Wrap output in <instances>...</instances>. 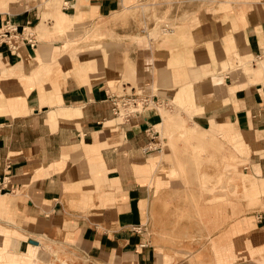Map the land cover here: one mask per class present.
Wrapping results in <instances>:
<instances>
[{
    "label": "crops",
    "instance_id": "1",
    "mask_svg": "<svg viewBox=\"0 0 264 264\" xmlns=\"http://www.w3.org/2000/svg\"><path fill=\"white\" fill-rule=\"evenodd\" d=\"M36 1L0 0V25L9 21L17 29L14 42L0 44V180L7 182L0 195V253L6 260L45 252L55 264H162L171 253L145 243L147 223L158 209L151 198L157 157L150 148V128L161 116L146 110L120 122L109 98V85L119 79H79L87 69L78 62L67 76L56 71L58 55L47 54L56 45L24 36L26 29L40 26L46 13ZM135 2L61 0V15L102 19ZM53 25L61 27L56 21ZM229 26L231 46L253 58V72L262 66L258 76L264 77V21L248 18ZM38 57L41 66H36ZM134 63L126 72H133ZM158 70L156 84L153 76L141 72L136 86L151 95L161 79L171 90L192 87L190 79H176L175 68ZM223 84L229 99L215 100L220 106L194 116V124L221 135L239 151L249 174L264 182V84L240 71L224 77ZM121 86L124 93L136 90L128 83ZM260 187L264 192V183ZM257 203L254 208L235 204L247 208L243 216L247 213L264 244V209H258L264 206V195ZM40 243L50 251L39 248ZM256 248L248 247V254H257Z\"/></svg>",
    "mask_w": 264,
    "mask_h": 264
},
{
    "label": "rangeland",
    "instance_id": "2",
    "mask_svg": "<svg viewBox=\"0 0 264 264\" xmlns=\"http://www.w3.org/2000/svg\"><path fill=\"white\" fill-rule=\"evenodd\" d=\"M36 2L43 13L48 12V19L42 29H26L24 36L56 45L47 53L58 55L56 71L67 76L73 62H78L87 69L79 79L117 78L119 82L109 85L112 93L146 96L152 103L138 105L136 112L152 110L161 116L159 124L150 128L154 137L150 148L156 149L157 157L151 170V198L158 209L147 223L145 243L160 253H171L162 264H264L261 234L247 213L243 216L247 208L235 204L256 207L264 195L260 187L264 182L249 174L239 151L221 135L194 124V116L220 104L215 100L229 99L224 84L217 89L213 85L223 83L224 77L240 71L264 84V77L252 70L253 58L231 46L229 38V24L246 23L248 18L264 21V0H136L107 18L90 21L61 15V0ZM58 19L61 27L54 28ZM67 25L73 27L66 29ZM243 53L242 63L239 56ZM133 60V72H126ZM41 65L42 61L36 62ZM160 66L175 68L176 79H190L192 87L171 90L160 78L151 95L136 86V75L141 72L153 76L156 84ZM123 83L131 84L135 92L124 93ZM132 112V105L122 107L116 118L121 122L137 116ZM237 214L240 218L234 220ZM258 243L262 245L256 248ZM250 246L256 248L254 256L252 251L248 254ZM42 247L50 251L47 244ZM41 253H28V264L54 263L49 253ZM21 259L4 260L13 264Z\"/></svg>",
    "mask_w": 264,
    "mask_h": 264
},
{
    "label": "built area",
    "instance_id": "3",
    "mask_svg": "<svg viewBox=\"0 0 264 264\" xmlns=\"http://www.w3.org/2000/svg\"><path fill=\"white\" fill-rule=\"evenodd\" d=\"M16 28L9 24V21L4 22L0 25V44H6L8 46L10 39L13 37V34H16ZM30 46L33 47L34 44L30 43ZM110 100L113 105V113L115 116H120L121 108L126 106H133V111L140 115V112H136L138 105L148 106L152 103V99H148L146 96H120L115 93L110 95ZM132 112V113H134ZM7 182L5 178L0 180V195L6 191Z\"/></svg>",
    "mask_w": 264,
    "mask_h": 264
},
{
    "label": "bare ground",
    "instance_id": "4",
    "mask_svg": "<svg viewBox=\"0 0 264 264\" xmlns=\"http://www.w3.org/2000/svg\"><path fill=\"white\" fill-rule=\"evenodd\" d=\"M126 7H128V6H126ZM125 7V8H126ZM46 13H48V12H46ZM45 13V14H46ZM45 14H43L44 16H42V21H41V24H40V26L38 27V28H41V27H43V25H45L44 23V21H46V19H48V18H46L45 16H49L48 14L47 15H45ZM59 16V15H58ZM56 22L57 23H59L60 21H59V19L58 20H56ZM61 23H63V22H61ZM37 60L38 61H40L41 59L38 57L37 58ZM263 69V67L262 66H259L258 67V69H255V74H257V75H259V73H260V71ZM220 84L221 85H223V83H221V82H217V83H215V84H213L214 85V87L217 89V88H220L219 86H220ZM201 129V128H200ZM201 130H204V129H201ZM201 142V141H200ZM203 143V141L201 142V144ZM239 165V164H238ZM36 246V245H35ZM41 247V245L39 244V248ZM35 248V247H34ZM37 248V247H36ZM43 253V252H42ZM41 253V254H42ZM31 254V256H33L32 255V253H30ZM38 255V254H37ZM25 256H26V259H21L22 261L21 262H14L13 264H22L23 262H26V260L28 261V262H30L31 260V256H29V255H27V254H25ZM2 261H4V257L1 255V253H0V263L2 262ZM7 262H4V264H6ZM42 264H44V263H42Z\"/></svg>",
    "mask_w": 264,
    "mask_h": 264
},
{
    "label": "water",
    "instance_id": "5",
    "mask_svg": "<svg viewBox=\"0 0 264 264\" xmlns=\"http://www.w3.org/2000/svg\"><path fill=\"white\" fill-rule=\"evenodd\" d=\"M30 243L33 245H37V242H35V241H30Z\"/></svg>",
    "mask_w": 264,
    "mask_h": 264
}]
</instances>
